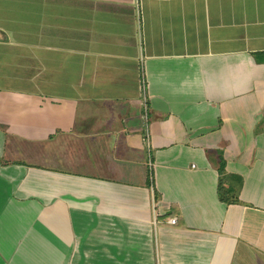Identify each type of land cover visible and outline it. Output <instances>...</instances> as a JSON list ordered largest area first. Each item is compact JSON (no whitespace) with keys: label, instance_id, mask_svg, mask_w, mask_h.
Returning <instances> with one entry per match:
<instances>
[{"label":"crops","instance_id":"obj_1","mask_svg":"<svg viewBox=\"0 0 264 264\" xmlns=\"http://www.w3.org/2000/svg\"><path fill=\"white\" fill-rule=\"evenodd\" d=\"M0 264H264V0H0Z\"/></svg>","mask_w":264,"mask_h":264},{"label":"built area","instance_id":"obj_2","mask_svg":"<svg viewBox=\"0 0 264 264\" xmlns=\"http://www.w3.org/2000/svg\"><path fill=\"white\" fill-rule=\"evenodd\" d=\"M170 222H171V223H175V222H176V218H175V217L171 218V219H170Z\"/></svg>","mask_w":264,"mask_h":264},{"label":"trees","instance_id":"obj_3","mask_svg":"<svg viewBox=\"0 0 264 264\" xmlns=\"http://www.w3.org/2000/svg\"><path fill=\"white\" fill-rule=\"evenodd\" d=\"M222 166V165H221ZM220 193H222V195H224L225 194V192L222 190V191H220Z\"/></svg>","mask_w":264,"mask_h":264}]
</instances>
